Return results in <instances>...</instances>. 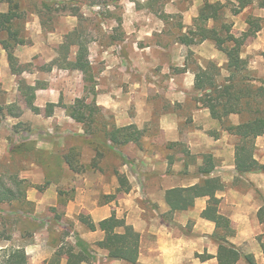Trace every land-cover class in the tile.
<instances>
[{
  "label": "crops",
  "instance_id": "1",
  "mask_svg": "<svg viewBox=\"0 0 264 264\" xmlns=\"http://www.w3.org/2000/svg\"><path fill=\"white\" fill-rule=\"evenodd\" d=\"M9 1L0 0V14L7 13ZM69 1L18 3L26 32L25 44L17 46L13 55L24 67L18 76L11 74L0 47L2 90L22 98L19 78L35 89L32 106L39 110L34 113L25 104L18 116L4 117L11 125L26 126L20 135L7 138L0 125V154L14 147L30 155L17 171L29 183L25 200L33 207L31 215L45 222L38 226L32 219L33 227L19 237L22 243L17 246L24 249L28 264H49L61 240L71 243L72 254L84 258L74 264H127L109 260L108 252L97 246L105 238L99 224L112 216L138 235L135 264H218L220 237L241 255L236 264H246L243 256L264 264V214L261 220L258 216L264 207V174L237 172L239 140L227 131L243 119L238 115L214 119L211 107L218 104L201 101L195 86L197 67H222L225 56L208 41L188 47L179 41L205 1L168 0L153 10L147 8L148 0H105L104 4L81 0V5ZM247 9L232 16L233 30ZM259 13L263 20L264 11ZM241 24L239 33L248 28L246 20ZM72 32L80 37L82 33L86 43L85 73L52 65ZM78 50L70 47L66 61L74 63ZM262 52L264 26L241 52V59L259 78L264 77ZM225 76L221 71L218 81ZM82 98L86 103L94 101L105 116L107 130L133 126L142 132L140 147L128 144L120 151L105 150L90 167L95 155L87 144L89 137L66 113ZM48 105L54 109L45 116ZM77 147L82 151L81 172H72L64 152ZM253 147V160L264 165V136L257 137ZM50 174L56 177L49 179ZM117 174L125 178V187ZM207 181L217 185L216 214L229 222L231 235L203 217L210 200L207 194L194 198L186 209L173 210L167 203L168 192L199 188ZM61 191L68 195L61 197ZM54 215L68 222L69 234H58L62 228L52 221ZM80 215L89 219L94 231L79 222ZM47 226L55 233L50 234ZM68 263L63 254L59 264Z\"/></svg>",
  "mask_w": 264,
  "mask_h": 264
},
{
  "label": "trees",
  "instance_id": "2",
  "mask_svg": "<svg viewBox=\"0 0 264 264\" xmlns=\"http://www.w3.org/2000/svg\"><path fill=\"white\" fill-rule=\"evenodd\" d=\"M168 0H148L147 8H159ZM69 3L81 5V0H70ZM234 5L235 9L230 13L231 16L241 14L245 9L256 5L258 10L264 11V0H226L225 4L219 1L209 3L205 1L198 11L197 17L193 20L192 28L187 31L179 41L184 47L189 45L199 44L205 41L211 42L217 51L221 52L226 59V64L222 67H217L215 64H209L203 70L197 67L195 70V86L201 94V101H215L218 106L211 107V116L214 119L220 120L230 115H238L243 119V122L237 127L227 129L229 133L239 140V145L236 147L235 165L239 174L246 173H262L264 174V165H259L253 160V142L257 137L264 136V77H257L249 70V62L241 59V52L247 42L255 37L261 30V18L248 16L246 19L247 30L243 33L235 34L232 32L233 25L226 20V4ZM48 4H43L44 8ZM77 13V12H76ZM75 13V15H77ZM21 15L18 13V4L8 2V11L5 14H0V33L6 34V39L1 43L3 51L7 55V59L12 69L13 75H19L21 72L14 71L16 60L13 52L17 46L25 44L22 38H19L18 31H12L14 22ZM164 19L162 16H160ZM72 32L67 35L66 43L59 48V60L52 63L63 69H78L85 73L87 62L85 60V40L83 34ZM81 39V40H80ZM78 46L79 50L74 63L66 61L70 47ZM264 62V52L260 55ZM221 71L226 73V76L218 81ZM89 74L87 73V76ZM22 93V85L19 88ZM24 93H28L29 97L26 102L32 112L39 113V110L33 108L32 101L34 98V88L29 86L23 87ZM85 98L76 100L73 106L66 108L67 115L77 124L82 126L83 132L89 138L87 144L93 148L94 158L90 163V167H94L97 161L103 158L105 150L123 149L128 144H134L140 147L142 132L135 127L107 130L106 119L104 114L94 105L92 100L90 103L85 102ZM54 106L48 105L44 110V115L48 116L53 111ZM81 143V139H80ZM81 154L80 148H71L64 152V160L72 172H81ZM45 158V157H44ZM39 156L41 161L44 160ZM45 161V160H44ZM208 172H205L207 174ZM56 177V174H50L49 179ZM118 180L124 187L126 180L123 176L117 174ZM46 185V184H45ZM13 187L15 191L7 188L0 179V205H9L12 202L22 205H31L25 200L26 190L29 188L24 180H15L13 178ZM217 185L205 182L201 187L191 190H174L166 194L167 203L173 210L186 209L192 205L194 198L199 195L210 197L209 205L203 213V217L215 223L217 229L225 232V235H231L229 222L217 216L218 201L213 197V192ZM40 190V188H38ZM61 197L67 196L65 192L59 193ZM62 198L60 201L62 202ZM174 202V204L170 202ZM59 203L60 205L62 203ZM24 212V211H22ZM53 212H56L53 210ZM264 207L260 210L258 216L262 219ZM54 217L56 218L57 215ZM53 218V222L59 224L60 217ZM79 222L85 225L90 231L95 230V226L85 216H79ZM33 227V226H32ZM99 228L104 232L105 238L103 242L97 246L108 252L109 260L123 261L127 264H135L138 254L139 238L131 228L125 226L123 220H118L114 216L101 222ZM123 229V234L116 233V230ZM218 243V264H236L241 258L237 250L226 242L225 238L216 239ZM9 243L10 238H6L0 234V244ZM71 246H61L49 264H59L61 256L66 254L69 263L74 264L82 261L84 258L80 255L72 254ZM246 264H255L251 256H243ZM0 264H28V258L22 247L18 246H0Z\"/></svg>",
  "mask_w": 264,
  "mask_h": 264
},
{
  "label": "rangeland",
  "instance_id": "3",
  "mask_svg": "<svg viewBox=\"0 0 264 264\" xmlns=\"http://www.w3.org/2000/svg\"><path fill=\"white\" fill-rule=\"evenodd\" d=\"M159 1V0H158ZM189 1V0H185ZM208 1L209 3H213L216 1H220L221 3L226 2V0H204ZM11 3L13 4H23V0H10ZM95 2V1H94ZM98 4H104L106 3L105 0H97ZM86 5H89L90 2H84ZM227 10H226V20L231 23L232 22V16L230 13L235 9L234 5L232 6L230 3L226 4ZM261 15L259 13V10L256 8V5L254 4L253 7L250 9H247L245 14L242 16H238V22L236 21V27L232 32L235 34H238L239 32L237 31L241 26L242 22H245L246 18L248 16L258 18ZM24 21L25 17L21 16L18 20L14 22L12 31H18L19 38H25V28H24ZM261 25L264 26V18L261 22ZM6 34L5 33H0V47L2 49L1 43L6 39ZM3 50V49H2ZM6 54V53H5ZM14 55V52H13ZM257 55V53H256ZM7 56V55H6ZM9 69L11 74L12 69L9 64V61L7 59ZM253 67H256L255 64ZM39 67V66H38ZM42 68V67H41ZM24 67L18 64H14V71L20 72L23 71ZM263 76V75H260ZM16 84L19 85V88L22 85V98H17L18 94L11 93V95H8L5 91L2 90L1 84H0V125L2 123V126L5 128V133L7 138L10 137L11 134H18L20 135L22 131H26L27 128L23 124H17L14 123H7V120L4 119L5 116H18L19 114L22 113L24 110V105L26 104L29 94L24 93L23 87L25 86L23 82L19 78L16 79ZM20 93V91H19ZM10 104H9V103ZM13 102V103H11ZM81 144V143H80ZM80 148V147H79ZM81 152V148H80ZM30 157L29 154L23 155L21 150L19 148H14L10 150V152H7L6 154H0V179L2 180L3 184L7 187L10 188V190L15 191V188L13 187V178L15 180H22L20 178V174L17 171L19 169V164L21 160H26L27 157ZM26 157V158H25ZM29 159V158H28ZM25 181V180H24ZM26 185L29 186V183L26 181ZM33 210L32 205H22L20 203L12 202L9 205L7 204H1L0 205V234H3L6 238H10L9 243H1L0 246L2 247H8V246H17L22 243L21 240H19V237L21 234H26L29 231V228L33 226L34 224V219L38 221L37 225H44V221H41L42 219H36L34 216L31 215ZM58 210H61L59 207ZM24 211V212H22ZM33 219V220H32ZM59 220V225L62 228L60 230L59 235H66L69 234L70 231V226L68 222H62ZM48 227V226H47ZM49 228V227H48ZM49 233H55V231L51 228H49ZM52 237V235H51ZM61 240V238H59ZM53 240L58 241V238H54ZM62 246H71L70 242H65L64 240H61Z\"/></svg>",
  "mask_w": 264,
  "mask_h": 264
}]
</instances>
